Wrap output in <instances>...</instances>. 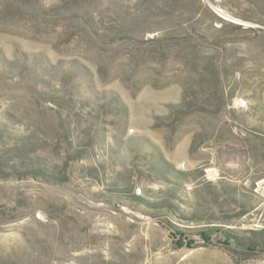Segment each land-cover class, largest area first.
Here are the masks:
<instances>
[{
	"label": "rangeland",
	"instance_id": "1",
	"mask_svg": "<svg viewBox=\"0 0 264 264\" xmlns=\"http://www.w3.org/2000/svg\"><path fill=\"white\" fill-rule=\"evenodd\" d=\"M0 264H264V0H0Z\"/></svg>",
	"mask_w": 264,
	"mask_h": 264
},
{
	"label": "trees",
	"instance_id": "2",
	"mask_svg": "<svg viewBox=\"0 0 264 264\" xmlns=\"http://www.w3.org/2000/svg\"><path fill=\"white\" fill-rule=\"evenodd\" d=\"M33 174L35 175V178H36V177H39V174H41V173H33ZM203 236L205 237L206 240H209L207 234L204 233ZM229 239H230V238H229ZM229 241H230V240H229ZM249 250H250V249H249Z\"/></svg>",
	"mask_w": 264,
	"mask_h": 264
}]
</instances>
